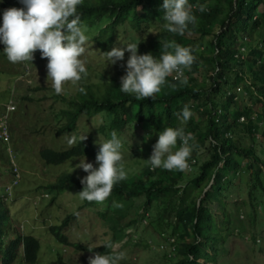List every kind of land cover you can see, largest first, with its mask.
Masks as SVG:
<instances>
[{"label":"trees","instance_id":"1","mask_svg":"<svg viewBox=\"0 0 264 264\" xmlns=\"http://www.w3.org/2000/svg\"><path fill=\"white\" fill-rule=\"evenodd\" d=\"M162 3L82 0L77 10L89 37L86 50L93 44L102 55L113 46L135 42L139 54L152 53L158 59L164 43L175 42L191 48L195 56L183 73L187 83L169 76L154 101L123 93L116 79L84 83L77 87L74 98L55 93L53 99L60 108L51 111L57 123L53 138L60 145L39 151L47 166L84 157L95 161L99 150L96 138L110 139L112 131L119 137L134 138V130L140 129L152 134V153L158 133L179 126L177 115L188 105L193 112L184 125L185 133L193 137L188 167L168 171L147 165L141 173L116 184L105 202L82 200L79 212L50 224L46 233L51 241L73 253L90 254L89 249H93L103 254L109 251L102 245L106 242L124 248L136 242L132 247L144 249L155 242L166 248L162 252L164 264H232L238 253L231 246L228 249V243L233 245L231 238L236 231L238 239L250 241L256 253L264 255V0H188L197 23L189 25L183 35L162 29ZM200 6L206 10L200 12ZM3 7L0 3V13ZM202 72L205 78L199 82L198 73ZM21 101L33 102L28 97ZM240 133L251 145L242 142ZM85 135L81 143H68L71 136ZM200 151L205 154L202 161L197 157ZM195 169L194 178L186 180ZM243 184L238 194L233 191ZM68 186L78 192L83 189L80 179L63 174L46 190L61 197ZM244 195L247 200L235 203L250 210V232L227 211V200ZM154 208L161 210L151 219ZM12 218L0 196V264H37L40 242L32 235L13 233ZM141 225H146L148 236L137 244L131 235ZM87 226L103 230L98 236L100 246L90 245L89 235L94 231L84 232ZM232 253L235 256L228 260ZM57 264H64L61 257Z\"/></svg>","mask_w":264,"mask_h":264},{"label":"clouds","instance_id":"2","mask_svg":"<svg viewBox=\"0 0 264 264\" xmlns=\"http://www.w3.org/2000/svg\"><path fill=\"white\" fill-rule=\"evenodd\" d=\"M0 3L4 5L0 13V50L3 48L8 62L16 64L34 61L37 62L36 66L41 62V65L47 68V79H51L52 90L57 95H63L65 82L76 84L87 76L85 63L81 57L85 53L89 37L86 35L77 10L82 0H0ZM13 4L19 8L11 7ZM161 7L164 10L161 27L169 33L183 35L189 25L195 26L197 23L196 16L190 11L188 0H163ZM205 10L204 6H200V12ZM37 51L40 54L34 58ZM126 52L129 55L125 62ZM102 55L107 66L124 62L120 65L125 72L120 78V91L137 100L152 98L154 101L167 83L169 76L182 84L187 83L183 75L184 70L190 69L195 61L191 48L175 42L164 43L158 59L152 53L139 54L138 43L135 42L113 46ZM29 72L32 74L30 68ZM79 90L85 91L82 87ZM14 112L15 108L10 102L6 106L5 113L0 117V124L2 121L5 122L8 135V141L0 140V145L5 148L9 158L12 175V181L4 194L11 196L21 178L10 148L9 118ZM192 116L190 107L185 105L177 115L179 126L167 127L158 133V140L152 146V153L146 160L151 169L183 171L188 167V159L192 153L190 141L193 137L191 133H185L184 125ZM110 136V139L98 143L99 150L95 156V165L92 162H86L85 157L78 159L79 163L75 165V168L87 173L80 179L83 185L82 191L78 193L81 200L103 203L111 195L114 186L127 179V172L121 162L123 141L116 131H112ZM85 139L86 135L71 136L68 143H81ZM178 140L179 148H177ZM52 195L57 201L59 197ZM42 197H48V195H41V201ZM55 200L54 203L50 202L49 207L52 204L56 205ZM115 207L119 208L123 205L115 204ZM102 245L109 251L101 254L89 249L92 255L88 259V264H120L124 254L112 252L111 242Z\"/></svg>","mask_w":264,"mask_h":264},{"label":"rangeland","instance_id":"3","mask_svg":"<svg viewBox=\"0 0 264 264\" xmlns=\"http://www.w3.org/2000/svg\"><path fill=\"white\" fill-rule=\"evenodd\" d=\"M11 7L19 8L16 4H13ZM127 58L125 56V62ZM81 59L85 63L87 76L83 77L76 84L65 82L63 86V96L65 97L74 98L72 96L75 95L74 93L77 87L82 86L84 83H99L102 79L106 82H109L110 79L120 81L121 76L125 74L124 68L120 66L124 62L107 66L103 55L94 49L93 44L89 45L88 50H85ZM36 65L37 62L34 61L29 63H10L4 56L3 50L0 51V117L5 113L6 106L11 102L15 108V112L9 118L10 148L13 151V158L21 176L20 183L13 190L12 196L10 194L5 195L4 191L9 187L12 181V175L5 148L0 145V196L7 204L10 214L13 217V233L29 234L40 242L37 264H57L60 257L64 264H88V259L92 253H73L71 250L64 249L54 241H51L50 236L46 233L50 224L61 222L69 214L72 212L77 213L82 208V200L79 197V192L72 186H68L64 194L57 201L55 200L56 205L52 204L49 207L50 202L53 203L52 199L54 196L52 195V191L50 192L46 188L55 184L57 178L63 173H67L77 179H81L87 173L82 169L75 168L79 160L69 162L63 166H46L42 161L40 149L48 147L55 148V146L58 147L60 145L53 138L57 130V123L51 116V111L53 110L54 112L55 109L57 111L60 107L53 99L56 94L52 90L51 79H47V68L42 66L41 62L38 66ZM29 68L32 74H30ZM204 78L205 75H203V72L198 73L199 82L204 81ZM35 87L39 88V90L41 88L43 89L37 91ZM23 97L31 98L33 102H22L21 99ZM134 132V138L128 135L120 137L123 141L121 162L127 172V178H132L141 173L148 165L146 160L151 155L150 143L152 141V134L140 129H135ZM94 136L96 137V135ZM239 136L245 145H251V141L246 135L240 133ZM255 140H258V137ZM104 141L106 140L95 139L96 145ZM67 147L70 146L67 145ZM204 155L203 151L198 152V160H204ZM86 162H92L95 165L94 160L86 159ZM194 173H196V169L193 170V174L186 177V180L193 179L196 175ZM239 187H241L240 190ZM242 187L244 188V184L236 187V190L234 189L233 191L238 194L242 190ZM41 195H48V197H42L43 200L41 201ZM242 199L247 200L246 195L241 197V199L234 197L233 199L227 200V211L232 218L243 222L246 232H250L247 215V212H250V210L248 209L246 211V208L235 203ZM213 209L217 215H220L216 205L213 206ZM160 210L161 208L152 209L149 214L150 218L156 217ZM84 212L88 213L89 210H84ZM89 218L91 220L92 215ZM83 231L88 234L94 231L91 233L92 235H89L91 246L101 245L99 242L100 237L98 236L103 234V230L100 227L92 230L90 226H87ZM13 233L11 232L12 235H14ZM236 234L237 232L234 231L233 237L231 238L233 245L229 241L228 249L231 246L236 250L238 255L237 258H233L235 255L232 253L228 260L233 258L232 264H264V255L256 253L255 247L250 241L238 239ZM131 236L134 238L133 241L137 240V244L141 238L142 240L147 238L148 232L146 225H141L136 233ZM261 236V239H264V229ZM135 243H132V245ZM132 245H130V248H124L122 244L113 246L114 252L124 254V259L120 264H164L162 252L166 251V248H163V244L157 246L154 242L147 249L142 247L135 248ZM161 246L163 247L161 248Z\"/></svg>","mask_w":264,"mask_h":264},{"label":"built area","instance_id":"4","mask_svg":"<svg viewBox=\"0 0 264 264\" xmlns=\"http://www.w3.org/2000/svg\"><path fill=\"white\" fill-rule=\"evenodd\" d=\"M12 110V108L10 109ZM0 140H3L5 142L8 141V135H7V131H6V127H5V122L2 121L0 124ZM14 173L16 174L17 171L16 169L14 170ZM16 178H18V176H16Z\"/></svg>","mask_w":264,"mask_h":264}]
</instances>
